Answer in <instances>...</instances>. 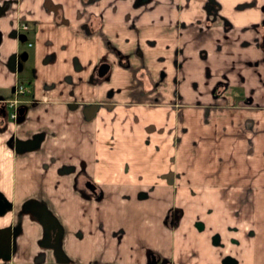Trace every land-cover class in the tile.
I'll use <instances>...</instances> for the list:
<instances>
[{"label": "crops", "instance_id": "crops-1", "mask_svg": "<svg viewBox=\"0 0 264 264\" xmlns=\"http://www.w3.org/2000/svg\"><path fill=\"white\" fill-rule=\"evenodd\" d=\"M263 3L0 0V264H264Z\"/></svg>", "mask_w": 264, "mask_h": 264}, {"label": "water", "instance_id": "water-1", "mask_svg": "<svg viewBox=\"0 0 264 264\" xmlns=\"http://www.w3.org/2000/svg\"><path fill=\"white\" fill-rule=\"evenodd\" d=\"M261 10L264 12V3L261 6ZM261 46L264 48V33H263V37H262ZM107 69H108L107 63H105V62L99 63L94 69L95 78L103 77L105 75ZM92 109H93L92 107L89 108L90 111ZM20 111L21 110H19L18 113H20ZM0 115H3L2 110L0 111ZM0 122H2V120H0ZM84 187L86 189H88L91 193H94V185L91 182L85 181ZM41 214H42V212H41ZM175 219H176V214L174 212L172 214V222H174ZM8 235H9V229L8 228L0 229V256L1 257H8L9 256V247H8L9 236ZM151 263H153V258H151Z\"/></svg>", "mask_w": 264, "mask_h": 264}, {"label": "trees", "instance_id": "trees-1", "mask_svg": "<svg viewBox=\"0 0 264 264\" xmlns=\"http://www.w3.org/2000/svg\"><path fill=\"white\" fill-rule=\"evenodd\" d=\"M1 105H0V110H1ZM17 113V117H18ZM2 115H0L1 118ZM1 120V119H0ZM3 127V123L0 122V128ZM78 176L76 177L75 180H77ZM75 186L77 187V189L82 190L84 193L88 192L85 188H83V186H78L77 183H75ZM96 195V194H95ZM52 226V228H50L49 226ZM50 225L47 226V229L45 230V233L47 234L46 236H44L45 242L48 243V245H51V247L54 250V253L57 257L59 258H63V255L60 252L59 249V245H58V239H59V234H60V228L59 226L54 222V220L51 219V223Z\"/></svg>", "mask_w": 264, "mask_h": 264}, {"label": "built area", "instance_id": "built-area-1", "mask_svg": "<svg viewBox=\"0 0 264 264\" xmlns=\"http://www.w3.org/2000/svg\"><path fill=\"white\" fill-rule=\"evenodd\" d=\"M17 29L19 31H25L27 29V27L25 24L21 23L18 25ZM28 45H30V44L28 43ZM15 92H16V94L23 93L24 88L22 86H20L19 84H17L15 86ZM0 105H3V107L5 108V118L6 119L13 120L16 118L18 102L15 98L14 99H8V100L0 99Z\"/></svg>", "mask_w": 264, "mask_h": 264}, {"label": "flooded vegetation", "instance_id": "flooded-vegetation-1", "mask_svg": "<svg viewBox=\"0 0 264 264\" xmlns=\"http://www.w3.org/2000/svg\"><path fill=\"white\" fill-rule=\"evenodd\" d=\"M22 23V22H21ZM21 23H19V24H21ZM18 24V25H19ZM22 24H24V23H22ZM3 111V110H2ZM17 117V116H16ZM170 222H172V220L170 221ZM44 224H43V226H44V228H45V230L47 229V226L48 225H50V223H51V219L50 218H46V219H44V222H43ZM50 228H52V226L50 225L49 226ZM60 235V234H59ZM151 258H153L152 256H151ZM57 261H58V263L57 264H65V261H63V258L61 259V258H59V257H57ZM153 261H154V258H153Z\"/></svg>", "mask_w": 264, "mask_h": 264}, {"label": "rangeland", "instance_id": "rangeland-1", "mask_svg": "<svg viewBox=\"0 0 264 264\" xmlns=\"http://www.w3.org/2000/svg\"><path fill=\"white\" fill-rule=\"evenodd\" d=\"M44 235L46 236L47 234L44 232ZM62 259V258H61ZM58 263V262H57Z\"/></svg>", "mask_w": 264, "mask_h": 264}]
</instances>
